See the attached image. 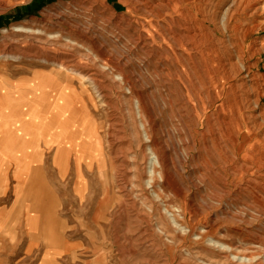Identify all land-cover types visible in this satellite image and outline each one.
<instances>
[{
  "label": "rangeland",
  "instance_id": "1",
  "mask_svg": "<svg viewBox=\"0 0 264 264\" xmlns=\"http://www.w3.org/2000/svg\"><path fill=\"white\" fill-rule=\"evenodd\" d=\"M210 3L0 1V204L28 162L36 227L76 225L25 255L22 210L0 264H264V0Z\"/></svg>",
  "mask_w": 264,
  "mask_h": 264
},
{
  "label": "crops",
  "instance_id": "2",
  "mask_svg": "<svg viewBox=\"0 0 264 264\" xmlns=\"http://www.w3.org/2000/svg\"><path fill=\"white\" fill-rule=\"evenodd\" d=\"M262 42L264 41V37L261 40ZM254 74H256V76H264V55L258 59L255 63V67L252 71ZM53 162V166L56 169V172L58 173V175L61 176V169L56 165L54 158L52 160ZM28 163V162H27ZM26 162H24L22 164V162H20L19 164H16V162H13L12 165H14L16 171L14 172V180H15V185H14V196L15 198L12 200V203L8 204V205H3L0 204V245H1V236L2 234H4L6 231L10 230V226H12L16 221H19L18 215L20 214V212L23 210V214L25 216V225H24V253L25 255H30L32 254L34 251L33 249V235L35 233H39V232H44L45 230H47L50 233L53 234H60L62 236V234L66 233V231H69L70 229H72L73 227H76V225H74V222H70L69 220H65L63 217L60 218L61 220H57L53 215H50V217L47 219H42L40 222L42 225L37 226L36 227V218H34V213L35 211L33 210V202L29 201L27 196L29 193V190L32 188V172H29V168L31 169V166L29 164H27ZM21 164L22 167H26L27 171L24 170L23 173L18 172L17 167ZM72 189L73 192L76 191L77 189H80L79 183L76 180V177L74 176V182L72 184ZM2 190L0 189V192ZM16 192V193H15ZM75 193V192H74ZM1 196V195H0ZM54 196V195H53ZM56 197V193L55 196ZM52 200H56V198L52 199ZM50 207V205L48 206ZM52 212H54L52 210ZM35 220V221H34ZM51 220H53V222H50ZM45 223H48L47 225H45ZM50 223V224H49ZM20 233V232H19ZM63 238V237H62ZM45 251L42 253L44 254V257H48V256H56L57 258L59 256L65 255V254H71L73 252V247L74 244L72 242H68L66 241L65 238L62 239L61 244L57 245L55 248L54 247H49V246H45ZM1 253V250H0ZM44 262L46 261V258H44Z\"/></svg>",
  "mask_w": 264,
  "mask_h": 264
},
{
  "label": "bare ground",
  "instance_id": "3",
  "mask_svg": "<svg viewBox=\"0 0 264 264\" xmlns=\"http://www.w3.org/2000/svg\"><path fill=\"white\" fill-rule=\"evenodd\" d=\"M2 3H5V1L6 0H0ZM180 0H167V2H168V4L170 5V4H173V7H174V9H178L179 7H180V4H182L183 2L186 4V8L183 10H181V11H179L178 10V13H179V15H180V18L182 17V18H185V15L186 14H194V13H196V14H200V10L199 9H201L202 8V6L200 5V4H202V5H209V3H210V1H212V0H182L181 2H179ZM227 0H214V2L213 3H210L212 6H213V10L210 12L211 14H212V19H213V21L214 22H212L213 24L212 25H215L214 23L216 22V20H217V18H218V15L220 14V9H222V6L224 5V2H226ZM228 1H230V0H228ZM232 1V3L233 4H236L237 6L239 5V6H241V5H243V4H245V5H247V6H251V2H252V0H242V1H244V2H242V1H240V0H231ZM255 2V1H254ZM253 4V3H252ZM153 5H151L150 6V8L152 7ZM153 8V7H152ZM249 8V7H248ZM177 12V11H176ZM202 13V12H201ZM235 14V13H234ZM195 15V14H194ZM198 16V15H197ZM196 16V17H197ZM188 18V17H187ZM190 18V17H189ZM198 18V17H197ZM199 19V18H198ZM194 21V20H193ZM210 21H211V19H210ZM200 25H201V27L203 26H206V25H208V21H207V18L206 19H202V20H200ZM193 24V23H192ZM195 25V24H194ZM196 26V25H195ZM195 28H197V27H195ZM186 30H187V28H186ZM189 30V29H188ZM198 30V29H197ZM195 31V30H194ZM190 32V31H189ZM190 36V35H189ZM197 36V35H196ZM193 37V36H192ZM193 39V38H192ZM180 42V41H179ZM198 49V48H197ZM201 49V48H200ZM17 107H18V109L17 110H20L21 109V106H19V105H17ZM49 119L51 118V115L48 117ZM48 129H51V123L48 125ZM246 157H249V156H246ZM157 158V157H156ZM250 159H252V158H250ZM249 159V160H250ZM160 160V159H159ZM167 160V159H166ZM157 162H159L158 161V159H157ZM166 162V161H165ZM249 162V161H248ZM252 163V162H251ZM255 163V162H254ZM160 164V163H159ZM264 166V165H263ZM34 174V171H32V183H33V175ZM241 176V175H240ZM242 176H243V174H242ZM250 176V175H249ZM245 177H247V176H245ZM244 177V178H245ZM243 179V178H242ZM246 179V178H245ZM244 179V180H245ZM248 179V178H247ZM252 179H254V178H252ZM258 179H260V182L262 181L263 182V184H264V176H259L258 177ZM243 180V181H244ZM249 180V179H248ZM258 181V180H257ZM259 182V181H258ZM261 184V183H260ZM253 185H254V183H253ZM262 186V185H261ZM32 187H33V184H32Z\"/></svg>",
  "mask_w": 264,
  "mask_h": 264
},
{
  "label": "trees",
  "instance_id": "4",
  "mask_svg": "<svg viewBox=\"0 0 264 264\" xmlns=\"http://www.w3.org/2000/svg\"><path fill=\"white\" fill-rule=\"evenodd\" d=\"M38 3H40V0H37Z\"/></svg>",
  "mask_w": 264,
  "mask_h": 264
}]
</instances>
